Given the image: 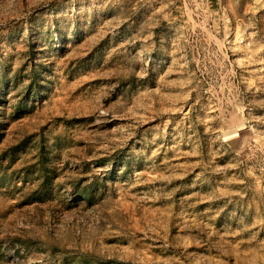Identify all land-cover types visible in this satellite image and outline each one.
Masks as SVG:
<instances>
[{
	"label": "rangeland",
	"instance_id": "1",
	"mask_svg": "<svg viewBox=\"0 0 264 264\" xmlns=\"http://www.w3.org/2000/svg\"><path fill=\"white\" fill-rule=\"evenodd\" d=\"M0 264H264V0H0Z\"/></svg>",
	"mask_w": 264,
	"mask_h": 264
},
{
	"label": "bare ground",
	"instance_id": "2",
	"mask_svg": "<svg viewBox=\"0 0 264 264\" xmlns=\"http://www.w3.org/2000/svg\"><path fill=\"white\" fill-rule=\"evenodd\" d=\"M242 124H243V123H238L237 125L235 124V125H236L235 128L232 129L230 132H232L233 134L236 133L237 129L241 128L240 126H241ZM229 130H230V129H229ZM229 130H228V132H229ZM230 132L227 133V134H228V135H229V134H232V133H230ZM225 136H227V135H225ZM225 136H224V138H225ZM227 137H228V136H227ZM233 137H234V136H233Z\"/></svg>",
	"mask_w": 264,
	"mask_h": 264
}]
</instances>
